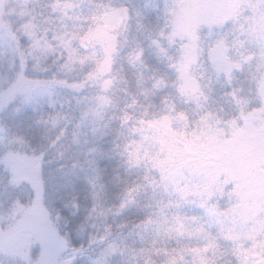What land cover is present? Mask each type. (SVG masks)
<instances>
[{"label":"trees","instance_id":"obj_1","mask_svg":"<svg viewBox=\"0 0 264 264\" xmlns=\"http://www.w3.org/2000/svg\"><path fill=\"white\" fill-rule=\"evenodd\" d=\"M38 1L44 2L12 0V10L22 13L9 23L27 69H20L17 52L14 66L26 70L29 79L53 83L57 94L52 104L25 112L24 124L15 127L24 132L32 172L36 176L42 169L38 178L45 186L38 179L33 196L66 242L58 256L67 264H201L206 243H200L206 240L208 248L218 244L207 264H247L233 244L206 237L211 230L207 209L179 194L184 183L175 191L170 188L158 165L165 156L153 150L152 129L174 121L172 133L188 139L206 118L220 124L260 108L263 102L254 99L253 87L264 76V4L241 0L227 8L222 0H212L226 20L200 36L204 53L194 79L203 90L200 98L187 100L174 66L184 46L175 37V25L187 0H121L120 7L129 8L127 41L113 67V87L106 90L91 87L96 82L90 70L76 71L70 80L60 39L54 30L46 31L51 17ZM4 2L0 0V10ZM19 26L37 31L38 39L21 37ZM218 41L231 52L227 63L214 66L208 50ZM45 42L48 56L34 50L36 43ZM252 96L251 102L245 100ZM53 118L58 120L55 128Z\"/></svg>","mask_w":264,"mask_h":264},{"label":"rangeland","instance_id":"obj_2","mask_svg":"<svg viewBox=\"0 0 264 264\" xmlns=\"http://www.w3.org/2000/svg\"><path fill=\"white\" fill-rule=\"evenodd\" d=\"M60 1H38V5L44 4L42 11L51 17L45 22L46 31L54 30L63 42L58 45L66 54L65 70L72 77L70 80L76 77V71L90 70L96 82L91 87L112 88L113 67L127 41L129 8L125 4L120 7L121 0ZM157 1L165 4L164 0ZM259 1L264 4V0ZM240 2L222 0L227 8ZM13 5L12 0H6L0 10V171L4 174L0 179V264H67L63 256H58L66 242L47 221L46 207L37 206L39 198L33 196L38 175H43L41 166L35 176L32 157L25 152L21 138L24 132L15 127L24 124L21 116L25 112L52 104L57 93L50 87L53 83L29 79L26 70H16L13 57L20 53L21 43L9 22L11 18L18 21L22 12L16 14ZM221 11L212 0H187L176 22L175 37L184 46L174 66L187 100L198 99L202 94L203 87L194 79L204 53L200 36H208V32L218 29L226 20ZM20 28L17 32H21V37L29 41L38 39L37 31ZM48 44L36 43L35 52L48 56ZM230 52L218 41L209 48L208 57L215 66L227 63ZM24 60L20 58V69H27ZM56 84L61 88L62 82ZM75 86L71 84L73 90ZM253 88L254 99L263 102L259 109L243 111L231 120L229 116L220 124L214 117L206 118L198 130V125L193 128L188 139L172 133L174 121L170 127L163 122L164 125L152 129L155 137L152 146L165 156V161L158 165L166 172L170 188L175 191L184 183L179 194L191 205L198 203L207 209L209 228L214 231L208 229L206 237L215 235L218 241L233 244L247 264H264V76ZM251 99L253 96L245 100ZM57 122L52 119L54 128ZM39 183L43 184L40 179ZM43 185L40 192L45 204ZM180 229L183 231L184 226L180 225ZM205 243L209 244L206 240L200 244ZM206 244L201 264H207L208 254L215 252L218 245L211 244L208 248Z\"/></svg>","mask_w":264,"mask_h":264}]
</instances>
